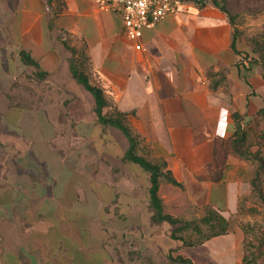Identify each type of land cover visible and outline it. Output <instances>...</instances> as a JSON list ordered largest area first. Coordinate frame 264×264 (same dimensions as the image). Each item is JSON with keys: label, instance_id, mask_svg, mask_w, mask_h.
I'll return each mask as SVG.
<instances>
[{"label": "crops", "instance_id": "obj_1", "mask_svg": "<svg viewBox=\"0 0 264 264\" xmlns=\"http://www.w3.org/2000/svg\"><path fill=\"white\" fill-rule=\"evenodd\" d=\"M187 1L132 42L90 0H0V264H240L230 223L184 246L152 220L148 172L122 159L127 139L99 122L63 45L102 89V114H125L138 155L181 185L160 180L164 213L189 221L209 208L229 222L250 184L228 148L232 113L245 122L264 108V78L244 38L241 56L231 49L228 16Z\"/></svg>", "mask_w": 264, "mask_h": 264}, {"label": "trees", "instance_id": "obj_2", "mask_svg": "<svg viewBox=\"0 0 264 264\" xmlns=\"http://www.w3.org/2000/svg\"><path fill=\"white\" fill-rule=\"evenodd\" d=\"M220 11L224 12L232 24L234 25V18L227 12L224 5V0H209ZM239 37V32L235 27L232 32L231 49L237 56L242 53L236 48V41ZM250 50L254 57L251 61L255 63L262 70V77L264 78V33L262 36H251L248 39ZM64 48L70 51L71 56L68 57V66L72 78L80 84L85 90L90 92L95 100V113L101 124L118 129L128 141V149L123 155L122 159L142 167L149 174V205L152 210V220L154 222H167L174 228L170 233V237L182 242L184 246H196L204 243L211 237L224 235L228 231L229 222L222 217L218 212L207 208L205 214L199 218L189 221H181L168 214L164 213L162 200L159 197V184L160 180L164 179L167 183L181 187L170 175L169 171H165V163L157 162L152 163L145 159L143 156L138 155V139L132 134L125 122V114L118 111H113L111 114H102L103 109L108 105L101 88L90 83L88 75L85 73L84 64L78 61L74 56L76 50L67 44H63ZM248 54H245L247 57ZM22 58L28 64L37 66V63L29 57L27 53L22 54ZM233 133L228 140V148L230 154L242 161L249 160L251 156L246 151L247 140L254 127L264 121V108H260L252 117L251 121L244 123L240 114L232 113ZM250 185H254V181H250ZM193 237V239H192ZM171 262L181 264H193L189 259L182 257L169 258Z\"/></svg>", "mask_w": 264, "mask_h": 264}, {"label": "rangeland", "instance_id": "obj_3", "mask_svg": "<svg viewBox=\"0 0 264 264\" xmlns=\"http://www.w3.org/2000/svg\"><path fill=\"white\" fill-rule=\"evenodd\" d=\"M224 5L234 18V27L240 38L249 44L251 36H262L264 26L249 23L264 16V0H224ZM252 117L244 123L251 121ZM246 145L251 156L245 161L248 183L254 181V185L249 184V193L240 196L238 209L229 217V223L231 229L240 233V264H264V121L251 131Z\"/></svg>", "mask_w": 264, "mask_h": 264}, {"label": "built area", "instance_id": "obj_4", "mask_svg": "<svg viewBox=\"0 0 264 264\" xmlns=\"http://www.w3.org/2000/svg\"><path fill=\"white\" fill-rule=\"evenodd\" d=\"M100 12H112L122 21L124 36L135 42L151 29L188 5L187 0H90ZM140 49L145 51V47Z\"/></svg>", "mask_w": 264, "mask_h": 264}]
</instances>
